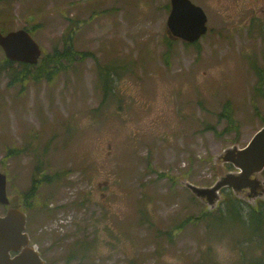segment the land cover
<instances>
[{"label":"rangeland","instance_id":"obj_1","mask_svg":"<svg viewBox=\"0 0 264 264\" xmlns=\"http://www.w3.org/2000/svg\"><path fill=\"white\" fill-rule=\"evenodd\" d=\"M192 1L208 16L194 43L171 41L170 0H0V30H29L40 63L68 36L92 55L18 82L0 46V172L46 264H264V224L253 242L208 227L233 190L211 208L186 186L214 185L218 156L264 126V0Z\"/></svg>","mask_w":264,"mask_h":264},{"label":"water","instance_id":"obj_2","mask_svg":"<svg viewBox=\"0 0 264 264\" xmlns=\"http://www.w3.org/2000/svg\"><path fill=\"white\" fill-rule=\"evenodd\" d=\"M207 31L208 16L202 6L192 0H170L167 32L171 38L194 43ZM0 46L7 59L15 62L37 64L42 55L40 43L25 28L7 33L0 30ZM218 160L231 165L232 169L209 187L186 182L196 197L205 200L213 208L226 188L232 189L238 196L245 189L250 190V198L264 195V126L247 145L227 147ZM0 203L10 205L7 176L3 172H0ZM26 228L27 213L24 209L9 206L5 214L0 215V264H46Z\"/></svg>","mask_w":264,"mask_h":264},{"label":"trees","instance_id":"obj_3","mask_svg":"<svg viewBox=\"0 0 264 264\" xmlns=\"http://www.w3.org/2000/svg\"><path fill=\"white\" fill-rule=\"evenodd\" d=\"M169 36V35H168ZM72 36L66 37V45L60 49L58 47H55L52 53L48 54L46 58H44L43 61L38 62L37 64H29L24 62H15L11 61L9 59L5 60V63L9 66H13L14 63H17L19 66V69H13V75L12 80L21 82L25 78L33 77L36 78L37 76L41 77L44 76L47 79H50L51 75L57 72L58 66L63 65L64 62H72L77 60V56H79V60H83L88 58L89 56H92L90 52H81L77 53L73 46L70 45ZM170 38V37H169ZM171 41L174 39L170 38ZM39 64V65H38ZM101 67V66H100ZM36 68V73H33V69ZM259 76V84H261V87L264 91V76L261 74V70L258 71ZM114 69L112 66H106L102 67L98 71V77L100 78L103 86V98L104 100L107 99V96L112 93V90L114 89L113 81H114ZM229 105L226 103L224 106V111L221 114L224 115V117L227 118L229 122V127H233V118L231 116V111L227 108ZM229 167L232 168L231 165ZM264 176V171L262 172ZM47 181H50L46 179ZM34 187V186H33ZM34 191V188L31 189L30 193ZM223 193V192H222ZM234 193V192H233ZM227 204L225 207L221 208L218 212V217H214L212 215V219L209 220L208 227L211 226H217L221 225V223H224L225 221H233L231 224L233 225H239L242 227L243 236H248L250 240L253 242L254 239L258 238L260 236L261 231L260 227L264 224V208L261 204L259 209H255L254 203H250V205L254 206L253 208H246L244 205V199L238 197L235 193L234 195L230 194L227 197ZM218 208V207H217ZM210 226V227H211ZM247 231V233H245ZM245 233V234H244ZM257 236V237H256ZM260 238V237H259ZM262 239V238H261ZM260 239V240H261ZM262 241V240H261ZM200 264H206L205 262H201ZM214 264V263H213Z\"/></svg>","mask_w":264,"mask_h":264},{"label":"flooded vegetation","instance_id":"obj_4","mask_svg":"<svg viewBox=\"0 0 264 264\" xmlns=\"http://www.w3.org/2000/svg\"><path fill=\"white\" fill-rule=\"evenodd\" d=\"M2 32H3V31H2ZM231 169H232V168H231ZM262 175H263V174H262ZM249 192H250L249 189H245L242 193L247 194L248 197H249ZM258 192H260V189L258 190ZM240 198H241V197H240ZM242 199H244V200H246V201L249 200L248 198H242ZM6 206H10V205H6Z\"/></svg>","mask_w":264,"mask_h":264}]
</instances>
